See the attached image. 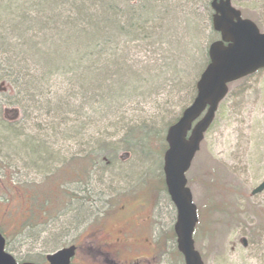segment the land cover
<instances>
[{
  "label": "rangeland",
  "instance_id": "rangeland-1",
  "mask_svg": "<svg viewBox=\"0 0 264 264\" xmlns=\"http://www.w3.org/2000/svg\"><path fill=\"white\" fill-rule=\"evenodd\" d=\"M156 1L166 26L157 38L133 42L129 62L133 76L151 83L107 116L94 101L101 92L94 87L100 81L104 88L107 77L98 75L95 82L90 75L78 79L75 70L52 74L25 109L12 104L19 94L0 79V231L17 261L46 264L44 255L67 246L82 230V219L97 222L106 208L97 197L105 188L133 187V202L146 205L155 232L172 228L176 213L164 188L161 145L169 122L192 100L207 46L217 35L210 0ZM231 4L264 31V0ZM7 18L0 16V36ZM2 57L0 52L5 64ZM143 123L149 138L164 129L163 141L151 139L152 151L125 140L127 128ZM185 177L198 215L194 244L204 264H264V196L250 194L264 179V70L230 84ZM87 188L88 204L80 199ZM43 199L49 202L42 215ZM34 209L38 214L29 217Z\"/></svg>",
  "mask_w": 264,
  "mask_h": 264
},
{
  "label": "trees",
  "instance_id": "trees-1",
  "mask_svg": "<svg viewBox=\"0 0 264 264\" xmlns=\"http://www.w3.org/2000/svg\"><path fill=\"white\" fill-rule=\"evenodd\" d=\"M21 1L0 2L1 15L8 17V29L0 36V52L5 62L0 64V79H6L9 86L16 88L19 95L16 101H12L13 105L26 108V103L35 96V89L44 87L52 74L75 70L78 79L82 75L83 79L90 75V80L98 82L99 76L107 77L104 79L109 80V84L103 88L99 81L98 87L94 88L101 89V92L95 95V100L92 99L99 104L97 110L101 112L98 113L107 116L113 106L121 107L132 102L133 90L138 91V88L151 83L141 76H133L129 62H133L130 58L133 42L142 38H157L158 31L166 26L163 13L159 9L157 11L161 5L159 2L153 4L151 0H137L133 4V0H24L22 4ZM30 10L34 15L29 14ZM81 66L82 74L77 71ZM140 95L143 93L139 92ZM84 104H88L87 99ZM176 119L173 118L169 124ZM141 125L136 129L127 128L125 140L133 139L144 150L152 151L151 139L160 136L163 141L160 134L164 129L152 131L149 138L146 124ZM161 148L164 151V143ZM85 166L84 169L87 162ZM33 196L37 198V195ZM48 202L43 199L38 205L42 215L46 213ZM36 210L29 217L32 214L36 216Z\"/></svg>",
  "mask_w": 264,
  "mask_h": 264
},
{
  "label": "water",
  "instance_id": "water-1",
  "mask_svg": "<svg viewBox=\"0 0 264 264\" xmlns=\"http://www.w3.org/2000/svg\"><path fill=\"white\" fill-rule=\"evenodd\" d=\"M210 7L213 10L211 26L219 33V38L208 45V63L195 83L194 98L167 127L164 135L167 147L162 157V172L166 191L176 209L174 230L185 264H203L191 237L197 216L186 187L185 172L213 121L219 102L227 94L228 84L264 68V32H260L250 19L242 18L230 0H211ZM262 190L264 179L252 194ZM4 242L0 233V264H17L4 251ZM73 254L74 246L71 245L45 257L48 264H69Z\"/></svg>",
  "mask_w": 264,
  "mask_h": 264
},
{
  "label": "flooded vegetation",
  "instance_id": "flooded-vegetation-1",
  "mask_svg": "<svg viewBox=\"0 0 264 264\" xmlns=\"http://www.w3.org/2000/svg\"><path fill=\"white\" fill-rule=\"evenodd\" d=\"M80 193V199L84 202L87 199L88 204L89 188L81 189ZM97 198L104 200L106 208L95 223L89 218L81 220L82 230L67 245L74 246L69 264H184L173 225L162 233L155 232L150 212H145L146 205L142 201L133 202V187L118 192H107L105 188ZM261 211L264 214V207ZM240 241L243 247L247 246L245 238ZM168 244L170 251L165 252Z\"/></svg>",
  "mask_w": 264,
  "mask_h": 264
}]
</instances>
